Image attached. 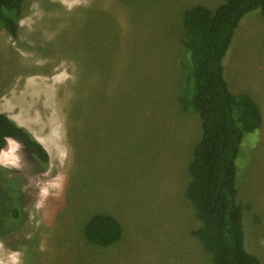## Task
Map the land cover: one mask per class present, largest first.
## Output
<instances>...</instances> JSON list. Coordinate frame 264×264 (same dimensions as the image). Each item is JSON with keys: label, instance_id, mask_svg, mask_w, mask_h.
I'll list each match as a JSON object with an SVG mask.
<instances>
[{"label": "rangeland", "instance_id": "rangeland-1", "mask_svg": "<svg viewBox=\"0 0 264 264\" xmlns=\"http://www.w3.org/2000/svg\"><path fill=\"white\" fill-rule=\"evenodd\" d=\"M221 2L24 0L16 38L0 26V111L28 125L49 155L41 165L17 142L3 150L0 264H211L186 197L201 121L178 95L190 69L184 12ZM223 67L229 91L249 95L262 113L261 127L244 134L236 189L244 247L264 264L259 10L241 20ZM13 97H28L31 111L12 110ZM98 213L120 223L119 241L85 239Z\"/></svg>", "mask_w": 264, "mask_h": 264}, {"label": "trees", "instance_id": "trees-1", "mask_svg": "<svg viewBox=\"0 0 264 264\" xmlns=\"http://www.w3.org/2000/svg\"><path fill=\"white\" fill-rule=\"evenodd\" d=\"M24 0H0V26L16 38ZM259 10L264 19V0H222L210 10L196 5L184 12L182 41L190 69L178 99L186 112L197 113L201 136L188 166L187 200L199 227L192 232L211 256V264H261L244 247L242 206L236 189V160L244 134L262 125L258 103L249 95H234L224 78L223 59L241 20ZM8 140L19 143L41 165L49 155L25 128L0 113V154ZM34 159V158H33ZM0 168V174L6 172ZM11 217L19 216L12 208ZM85 239L109 246L120 240L122 227L111 215L91 216L84 227Z\"/></svg>", "mask_w": 264, "mask_h": 264}, {"label": "crops", "instance_id": "crops-1", "mask_svg": "<svg viewBox=\"0 0 264 264\" xmlns=\"http://www.w3.org/2000/svg\"><path fill=\"white\" fill-rule=\"evenodd\" d=\"M27 85H28V88H26V92H25V94L26 95H29V92H31L32 90L30 89V84H26V87H27ZM25 94L23 93V95L25 96ZM12 96V95H11ZM28 97H26V98H24V97H22V98H20V97H13V98H11V103H10V105L12 106V110H19V109H23V111L22 112H25L26 114H28V110H30L31 111V106L29 105V103H28V99H27ZM20 106V107H19ZM0 113H4V114H6L10 119H12L17 125H19L20 127H23V128H25L27 131H29L28 129H27V126L26 125H24V124H22L21 122H19V120H17V118H15L14 116H11V115H9V114H7L6 112H2V111H0ZM21 123V124H20ZM26 126V127H25ZM31 133V132H30ZM33 135V134H32ZM38 140V139H37ZM39 141V140H38ZM16 143V141H14V140H8V146H13L14 144ZM20 145V144H19ZM3 153L2 154H0V157L5 153L4 151H2ZM5 157L4 158H1L3 161L1 162V160H0V166H4V167H6V163H8V160H9V155L8 154H6V155H4Z\"/></svg>", "mask_w": 264, "mask_h": 264}, {"label": "bare ground", "instance_id": "bare-ground-1", "mask_svg": "<svg viewBox=\"0 0 264 264\" xmlns=\"http://www.w3.org/2000/svg\"><path fill=\"white\" fill-rule=\"evenodd\" d=\"M29 111H30V110H29ZM23 121H24V120H23ZM25 123H26V122H25ZM20 124H21V123H20ZM25 125H26V124H25ZM26 126H27V129H29V128H30L28 125H26ZM26 126H25V127H26ZM29 130H30V129H29ZM37 132H38V131H37ZM38 140H39V139H38ZM39 141H40V142L42 143V145L44 146V144H43L42 140H39ZM54 149H55V148H54ZM57 150H58V149H57ZM51 151H52V150H51ZM51 151H50V152H51ZM59 155H60V154H59Z\"/></svg>", "mask_w": 264, "mask_h": 264}]
</instances>
